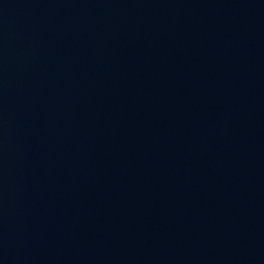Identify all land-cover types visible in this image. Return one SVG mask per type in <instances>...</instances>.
I'll return each instance as SVG.
<instances>
[{"label": "water", "instance_id": "obj_1", "mask_svg": "<svg viewBox=\"0 0 264 264\" xmlns=\"http://www.w3.org/2000/svg\"><path fill=\"white\" fill-rule=\"evenodd\" d=\"M0 264H264V0H0Z\"/></svg>", "mask_w": 264, "mask_h": 264}]
</instances>
